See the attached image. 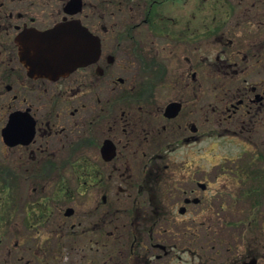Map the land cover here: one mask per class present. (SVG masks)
I'll return each mask as SVG.
<instances>
[{"label":"flooded vegetation","instance_id":"af4514ba","mask_svg":"<svg viewBox=\"0 0 264 264\" xmlns=\"http://www.w3.org/2000/svg\"><path fill=\"white\" fill-rule=\"evenodd\" d=\"M188 1L0 0L3 142L16 148L32 167L38 166L39 177L58 172L60 180L46 199L71 198L73 190L85 194L87 205L84 221L71 222L75 207L66 216L64 205L52 210L41 199L21 219L22 241L15 243L8 234L15 209L8 206L7 228L0 233V264H39L50 241L39 242L36 234L47 225H54L57 234L84 240L75 242L77 255L83 259L80 264L264 262V239L258 253L249 241L243 249L216 248L215 240L224 239L218 236L220 209L232 215L225 226L240 223L246 227L247 218L240 216L233 200L227 205L224 198L220 203L210 202L205 191L211 179L204 178L206 172L198 167L187 173L188 158L178 164L170 162L171 153L204 139L198 114L204 105L200 96L205 75L215 79L219 89L209 102L211 111L216 116L226 113L222 122L227 123L218 129L219 135L242 138L256 148V139L264 143V129L257 126L264 124V16L252 14L253 3L245 11L249 25L243 30L231 29L225 3L201 0L189 8ZM208 9L212 11L210 21L202 18V11ZM171 11H179V18H170ZM60 24L81 33L79 37L93 33L100 42L99 57L66 75L34 72L20 48L34 47L39 33ZM142 31L148 33V44L153 46L157 44L154 35L169 39L162 45L168 49L167 64L141 70V59L132 56L131 50L149 46L142 38L137 40ZM208 40L212 49L204 52ZM164 72H168L166 77ZM164 80L166 84H162ZM162 87L173 95L161 104L158 92ZM189 92L199 96L189 99ZM172 103L175 107L168 109ZM239 117L242 121L234 126L233 120ZM12 122L16 129H8ZM4 129H8L9 143ZM196 155L203 158L201 152ZM247 157L242 168L233 162L231 174L235 181L250 183L247 197L256 198L252 210H260L263 217L264 153L255 149ZM58 160L65 161L61 168L55 163ZM135 160L142 161L141 169L134 167ZM75 162L84 167V184L77 178ZM65 168L75 178L74 188L66 179ZM65 191L68 194L63 196ZM241 198L243 195L237 199ZM259 206L263 208L256 210ZM205 209L210 211L204 213ZM255 220L256 216L248 224ZM5 238L7 243L1 244ZM220 254L226 259L221 260Z\"/></svg>","mask_w":264,"mask_h":264},{"label":"rangeland","instance_id":"374dc122","mask_svg":"<svg viewBox=\"0 0 264 264\" xmlns=\"http://www.w3.org/2000/svg\"><path fill=\"white\" fill-rule=\"evenodd\" d=\"M225 3V9L228 11V14L230 15L229 24L231 29H241L243 30L244 27H247L249 24L246 22L245 19V11L248 12V7L254 3V8H252L253 15L256 17L264 16V0H220ZM202 3L201 0H189L187 3V6L189 8H194L198 4ZM215 6V4H213ZM247 7V10H246ZM223 9V7L221 8ZM179 13L174 11L169 12L168 15L172 17L179 18L177 15ZM201 14V13H200ZM221 13L218 15L219 19L221 20ZM204 17V18H203ZM202 18L205 20L207 19L210 21L212 19V11L210 9L206 11H202ZM264 20V18H263ZM190 23V22H189ZM192 24V23H191ZM252 25H255L252 23ZM257 26L255 25L253 29H255ZM248 32V30H247ZM249 33V32H248ZM258 33V30H257ZM260 34L258 33V36ZM138 37L137 40L143 39L144 42H147L148 33L145 31H142ZM262 37H264V30ZM155 39L154 46L151 44H148L149 46L142 48V47H134L133 50H131V55L134 57H139L141 59V70L148 71L150 69L149 67H153L154 64L157 63L160 66H164V63L167 64V59L165 56L168 53V49L164 48L166 40L169 41L167 38L158 37V35H154L153 37ZM211 41H205L203 45V51L205 50H211L210 47ZM198 45V43H195L194 46ZM169 47V46H168ZM244 49V47H243ZM248 52V49H247ZM216 53V52H215ZM150 62V64H149ZM165 64V65H166ZM156 68V67H155ZM262 68V66H261ZM158 67L156 68L154 73L157 72ZM260 71V70H258ZM151 73V70L149 71ZM165 76H167L168 72H164ZM170 73V72H169ZM208 74V73H206ZM254 75H256V71L254 70ZM215 79H209L207 76H204V89L203 93L201 94L200 98L203 99L202 104L203 109L201 108L199 112V117L201 122L203 123V129H204V139L202 143L196 144L191 143L188 144L187 147H183L179 149L176 152L171 153V160L170 162H173L174 164L181 163V161L186 158H188V164L186 167H184L185 170H187V173L194 171L196 167L206 172L207 179H211V183L209 184V188L207 191H205V195L210 197L211 203H220L222 198L225 200L224 205H227L230 200H233L238 208L237 210L241 213L240 216L247 218V226L245 227V224L237 223L235 225H228L225 226V221H228V219H231L232 215H229V212L223 213V210L220 209L219 218V226H218V236L224 237L223 240H215L216 242V248H218L220 251H227L228 249L235 250L237 248L243 249L247 248V241L250 244V247H252L253 251L257 252L260 251L261 248V241L264 239V221L262 220L263 217H261L260 210L263 207L260 208V206L256 209L259 210V212H255L252 210V206H254V202H256V198L252 197V200L247 197V187L250 185L249 182H240L239 180L232 177L231 174V168L234 164L233 162H239L238 167L242 168L245 163V160L248 159L247 154L252 152L253 150H261L264 153V143H261V140L259 141L256 139L258 148H256L255 145H250V143H246L242 138L232 137L230 136H220L218 133V129H221L225 123L222 122L223 117L226 116V113L220 116H216L211 109L209 102L210 100H215L216 97H214L215 92L218 91V85H216ZM166 84V80L163 81ZM218 84L221 86V81H218ZM164 86V85H163ZM217 87V88H216ZM173 93L167 91L166 87L159 88L158 92V98L162 103H166L171 97ZM196 95V92L188 93L189 99H194ZM199 96V95H198ZM197 96V97H198ZM232 96V95H231ZM195 103V101H191ZM196 113H194L195 115ZM222 118V119H221ZM221 119V120H220ZM3 120L2 115L0 116V164L4 167L10 168L12 171L16 172L15 174V180H14V197L16 199V209L14 211V214L12 215V220L10 221V228L8 234L10 235V238L13 243L15 242H21L22 241V221L21 219L24 216H27V210L31 211L32 206H37V203L41 201L48 202L50 205V208L54 210L56 207H61L64 205V209L62 211L64 215L65 208L71 206L75 207L76 209V215L73 216L75 219L73 221H78L79 219L84 221L85 213L87 210L86 205V199L84 193L77 194L72 190V193L70 194L71 198L65 197L60 198L59 200L54 199H46L44 196H50L52 195L54 191V186L58 184V181L60 180V176L55 171L52 172L51 175L48 177H39L37 174V168L38 166L34 165L32 167V163H29V161H25L20 158L19 151L16 148H9L7 147L2 139L1 135V129L2 124L1 121ZM242 121V117L236 118L233 120V125L240 124L239 122ZM235 126V125H234ZM257 126H260L264 129V124ZM260 127H257V130L255 133H258V130ZM263 135V134H262ZM158 146V144H156ZM203 150H202V149ZM200 149V151H198ZM197 152H201L203 154V158L199 159V157L196 155ZM187 154V155H186ZM186 155V156H185ZM239 158V159H238ZM244 158V160H243ZM141 160H135L133 162V165L138 170L141 169ZM254 162L256 163V159H254ZM55 163L60 168L65 163V161L58 160L55 161ZM35 164V163H33ZM29 167V169H27ZM254 167H258L256 164ZM69 168V166H68ZM68 168L64 169V173L66 175V179L70 182L71 188H74L76 186V181L74 180V176H72L71 173L68 172ZM247 168V164H246ZM245 168V169H246ZM259 168V167H258ZM257 169V168H254ZM63 170V169H62ZM189 170V171H188ZM239 170V169H238ZM249 171V170H247ZM250 170L249 172H251ZM10 174V173H9ZM217 176V177H216ZM43 187V190H42ZM76 193V194H75ZM233 195V196H232ZM240 195H243V198L238 200ZM214 196V197H213ZM234 197V198H232ZM208 200V199H207ZM4 208L5 204L3 205ZM31 207V208H30ZM128 207L123 206V215L126 216V208ZM210 209H205L204 213L209 212ZM178 215V214H177ZM54 216L56 215V212H54ZM236 216V215H235ZM247 216V217H246ZM256 216V220L253 221L251 224H248V220H252ZM237 217V216H236ZM178 218L182 219L185 218L183 216L178 215ZM263 222V223H262ZM54 225H47L43 228H41V231L36 234V236L39 239V242H49L48 247V253L44 254L39 260V264H80L82 263L83 259L82 257L77 255V251L75 248V242L82 243L84 240H81L78 238V236L70 235L65 236L61 234H57L55 232V226ZM7 228L6 222L3 221L0 224V233H5V229ZM8 235V238H9ZM67 237V238H65ZM7 238V237H6ZM1 242L7 243V240ZM248 238V240H247ZM220 239V238H219ZM243 241V243H242ZM224 248V249H223ZM223 249V250H222ZM258 253V252H257ZM57 254L58 257L55 255ZM34 259L35 256H32ZM28 258H31L30 254H28ZM32 259V258H31ZM220 259L225 260L226 256H221ZM259 264H264V262L259 261Z\"/></svg>","mask_w":264,"mask_h":264},{"label":"water","instance_id":"95a60500","mask_svg":"<svg viewBox=\"0 0 264 264\" xmlns=\"http://www.w3.org/2000/svg\"><path fill=\"white\" fill-rule=\"evenodd\" d=\"M81 33L69 30L66 24H60L48 32L39 33L34 40V47L20 48V54L25 62L42 75L61 76L70 73L81 65H87L95 61L100 55L99 39L89 32L85 37H79ZM84 35V34H83ZM175 107L172 103L168 109ZM14 122L8 129L13 128ZM3 130L5 141L7 130ZM16 135V133H15ZM15 141V140H13ZM16 142H11L14 144ZM73 210L68 209L67 214Z\"/></svg>","mask_w":264,"mask_h":264},{"label":"trees","instance_id":"16d2710c","mask_svg":"<svg viewBox=\"0 0 264 264\" xmlns=\"http://www.w3.org/2000/svg\"><path fill=\"white\" fill-rule=\"evenodd\" d=\"M76 163V169L81 184H84V167L82 163ZM10 173V174H9ZM16 172L0 164V224L5 221L6 209L10 206L11 210L16 208V199L14 197V180ZM62 195L68 194V191L61 192ZM5 204V207L3 205Z\"/></svg>","mask_w":264,"mask_h":264}]
</instances>
